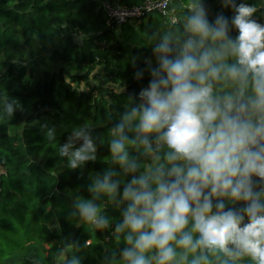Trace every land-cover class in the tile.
<instances>
[{"label": "clouds", "instance_id": "1", "mask_svg": "<svg viewBox=\"0 0 264 264\" xmlns=\"http://www.w3.org/2000/svg\"><path fill=\"white\" fill-rule=\"evenodd\" d=\"M221 4L233 15L210 19L205 0H193L178 29L150 38L152 56L134 73L149 82L112 121L109 166L91 175L90 198L72 202L69 220L115 241L105 264H213L217 254L264 264V23L245 0ZM18 109L5 97L0 118ZM93 133L85 124L59 146L68 169L98 159L105 142Z\"/></svg>", "mask_w": 264, "mask_h": 264}, {"label": "trees", "instance_id": "2", "mask_svg": "<svg viewBox=\"0 0 264 264\" xmlns=\"http://www.w3.org/2000/svg\"><path fill=\"white\" fill-rule=\"evenodd\" d=\"M146 1L0 0V106L5 97L23 105L13 118H0V264H105L106 249L118 250L108 232L68 215L75 198H90L91 175L109 166L112 121L128 96L149 82L147 72L139 81L134 73L152 56L150 38L178 29L193 2H174L175 25L153 13L140 23L117 26L103 8L104 3L134 8ZM177 2L182 5L175 8ZM205 2L210 19L233 15L221 0ZM245 2L264 23V0ZM45 123L56 129L54 141L46 139ZM85 124L105 144L99 145L95 162L70 170L58 149ZM98 203L103 214L119 219L110 202ZM210 259L223 264L226 258ZM230 264L253 262L245 258Z\"/></svg>", "mask_w": 264, "mask_h": 264}, {"label": "built area", "instance_id": "3", "mask_svg": "<svg viewBox=\"0 0 264 264\" xmlns=\"http://www.w3.org/2000/svg\"><path fill=\"white\" fill-rule=\"evenodd\" d=\"M175 1L179 0H147L144 5L126 8L120 5H111L104 3L103 8L110 23L123 26L127 24L140 23L153 13L168 18L171 24H177V19L173 15L172 6Z\"/></svg>", "mask_w": 264, "mask_h": 264}, {"label": "rangeland", "instance_id": "4", "mask_svg": "<svg viewBox=\"0 0 264 264\" xmlns=\"http://www.w3.org/2000/svg\"><path fill=\"white\" fill-rule=\"evenodd\" d=\"M181 5H182L181 2H177V3L175 4V8H177V7L181 6ZM40 63H42V62H40ZM83 87H84V86H83Z\"/></svg>", "mask_w": 264, "mask_h": 264}]
</instances>
